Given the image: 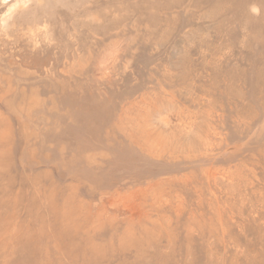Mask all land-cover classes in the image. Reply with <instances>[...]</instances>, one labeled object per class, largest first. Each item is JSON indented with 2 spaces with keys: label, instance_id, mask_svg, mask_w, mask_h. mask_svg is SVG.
Returning <instances> with one entry per match:
<instances>
[{
  "label": "rangeland",
  "instance_id": "374dc122",
  "mask_svg": "<svg viewBox=\"0 0 264 264\" xmlns=\"http://www.w3.org/2000/svg\"><path fill=\"white\" fill-rule=\"evenodd\" d=\"M0 264H264V0H0Z\"/></svg>",
  "mask_w": 264,
  "mask_h": 264
}]
</instances>
